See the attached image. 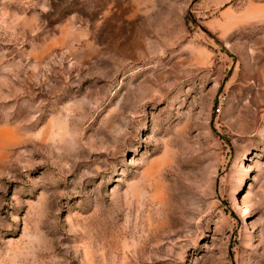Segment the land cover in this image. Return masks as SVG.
I'll return each mask as SVG.
<instances>
[{
    "label": "rangeland",
    "instance_id": "1",
    "mask_svg": "<svg viewBox=\"0 0 264 264\" xmlns=\"http://www.w3.org/2000/svg\"><path fill=\"white\" fill-rule=\"evenodd\" d=\"M0 264H264V0H0Z\"/></svg>",
    "mask_w": 264,
    "mask_h": 264
}]
</instances>
